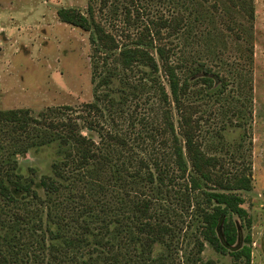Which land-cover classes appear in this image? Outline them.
Returning <instances> with one entry per match:
<instances>
[{
	"label": "trees",
	"instance_id": "obj_1",
	"mask_svg": "<svg viewBox=\"0 0 264 264\" xmlns=\"http://www.w3.org/2000/svg\"><path fill=\"white\" fill-rule=\"evenodd\" d=\"M137 1L100 0L117 34L93 0L88 15L58 11L90 33L93 102L36 116L0 110V264H201L207 244L252 264L251 235L236 247L239 221L252 225L241 194L253 189L245 140L209 153L205 126L219 113L245 129L253 116L255 0H162L158 13ZM209 5L245 20L228 25L246 44L231 69H221ZM55 142L65 152L53 175L24 177L17 157ZM182 241L193 244L184 255Z\"/></svg>",
	"mask_w": 264,
	"mask_h": 264
},
{
	"label": "rangeland",
	"instance_id": "obj_2",
	"mask_svg": "<svg viewBox=\"0 0 264 264\" xmlns=\"http://www.w3.org/2000/svg\"><path fill=\"white\" fill-rule=\"evenodd\" d=\"M93 1L98 20L110 25L109 30L117 34L112 30V23L121 24L111 16L112 8L108 6L103 11L100 0ZM91 3L92 0H0V110L28 109L36 116L53 107L78 109L94 101L90 33L62 22L58 16L62 8H76L88 15ZM137 3L147 7L148 11H165L162 0H138ZM255 3L254 63L246 67L253 86V116L244 129L225 124L224 117L213 112L215 114L209 119L205 117L208 119L205 130L211 131V134L205 131V139L209 153L218 155L235 152L245 140L244 149L253 169V189L241 194L252 225L251 228L242 227L238 220L240 238L237 247H242L246 236L251 235L254 242L252 264H264V0H255ZM209 7L214 10L212 5ZM218 11H213L214 44L222 52L226 65L221 69L227 70L236 67L235 63H242L240 57L246 45L228 25L238 28L245 20L234 11L231 14L233 20L222 15V10ZM208 24L204 23V29ZM120 39L125 40V37ZM217 131L221 137L216 135ZM64 152L65 147L59 142L32 149L26 157L18 158L20 172L28 176L34 168L38 171L39 181L42 176L53 174L52 165L64 158ZM40 193L44 196L42 190ZM182 245V255L193 247L186 241H182ZM202 259L201 264H233L230 256L216 253L208 244Z\"/></svg>",
	"mask_w": 264,
	"mask_h": 264
},
{
	"label": "flooded vegetation",
	"instance_id": "obj_3",
	"mask_svg": "<svg viewBox=\"0 0 264 264\" xmlns=\"http://www.w3.org/2000/svg\"><path fill=\"white\" fill-rule=\"evenodd\" d=\"M31 152V151H30ZM29 152V153H30ZM29 153H27V154H25L24 156H18L17 157V159L19 158V157H26ZM18 162H19V160H18ZM19 165H20V162H19ZM32 170H36V169H34V168H31L30 169V172H29V175L28 176H25L24 174V177H26V178H28V177H32L31 175H32ZM37 171V170H36ZM52 172H53V170H52ZM53 175V174H52ZM52 175H50V176H52ZM35 178H36V176H34ZM43 177V176H42ZM41 177V178H42ZM37 178H38V171H37ZM40 178V179H41ZM40 179H39V181H40ZM38 181V180H37ZM38 181V182H39ZM35 189H36V186H35ZM0 208H1V202H0ZM240 231V230H239ZM239 238H240V234H239ZM246 239V238H245ZM237 244H239V241H238V243ZM253 244H254V242H253V240H252V243L249 245V246H251L252 247V254H253ZM244 246V245H243ZM242 246V247H243ZM211 247V246H210ZM237 247V246H236ZM241 248V247H240ZM214 250V249H213ZM0 251H1V223H0ZM215 251V250H214ZM216 253H218L217 251H215ZM204 253V252H203ZM218 254H220V255H222V256H230L231 258H232V261H233V257L231 256V255H224V254H221V253H218ZM253 256V255H252ZM252 263H253V257H252Z\"/></svg>",
	"mask_w": 264,
	"mask_h": 264
}]
</instances>
